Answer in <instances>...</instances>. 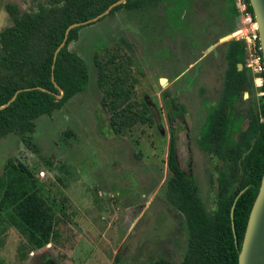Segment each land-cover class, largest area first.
Returning a JSON list of instances; mask_svg holds the SVG:
<instances>
[{"label":"rangeland","instance_id":"rangeland-1","mask_svg":"<svg viewBox=\"0 0 264 264\" xmlns=\"http://www.w3.org/2000/svg\"><path fill=\"white\" fill-rule=\"evenodd\" d=\"M55 1L0 0V33L13 26L8 4L35 14ZM242 28L231 0H152L84 26L69 49L88 68L87 90L35 120L32 133L0 138V177L17 165L15 191L34 192L53 209L55 237L34 250L11 214L0 212V264H180L190 233L169 191L172 131L181 167L215 212L220 172L229 166L199 139L221 99L228 43L241 33L222 38ZM253 84L234 112L235 139L264 103ZM171 100L185 108L183 120L170 122ZM145 103L153 121L142 123Z\"/></svg>","mask_w":264,"mask_h":264},{"label":"trees","instance_id":"trees-1","mask_svg":"<svg viewBox=\"0 0 264 264\" xmlns=\"http://www.w3.org/2000/svg\"><path fill=\"white\" fill-rule=\"evenodd\" d=\"M117 1L56 0L35 14H21L14 4L6 6L13 26L0 33V138L12 133H32L35 120L52 115L87 90L88 68L84 60L69 49L84 26L69 32L55 60L56 51L65 41L71 25L98 17ZM151 1L129 0L112 9L110 14L124 7L141 9ZM246 2L254 17L249 0ZM231 12L239 15L235 0H231ZM226 60L228 67L221 99L211 109L199 139L205 152L218 155L229 166L220 172L215 212L207 211L199 197L195 177L190 170L181 167L177 132L172 131L169 169L173 177L169 180V191L175 206L185 215L190 233L189 248L180 264H238L250 212L264 176V103L258 113L251 112L246 130L236 128L240 133L237 139L232 132L237 103L254 87L252 74L246 67L245 42L230 41ZM239 64L243 65L241 71ZM171 104L175 113L170 115V122L177 116L183 120L185 108L172 100ZM147 108L145 103L139 114L142 123L153 121L146 116ZM16 166L8 168L0 177V212L11 214L14 225L27 236L32 248L38 250L55 237V214L36 193L25 190L18 195L14 189ZM19 166L20 173L30 176L22 164ZM246 188L236 202L233 229L231 210ZM115 261L119 262V256ZM153 264L172 263L161 258Z\"/></svg>","mask_w":264,"mask_h":264},{"label":"water","instance_id":"water-1","mask_svg":"<svg viewBox=\"0 0 264 264\" xmlns=\"http://www.w3.org/2000/svg\"><path fill=\"white\" fill-rule=\"evenodd\" d=\"M127 1L129 0H119L114 4H112L105 13L99 15L98 17L88 20L86 22L75 23L71 25L66 32L65 41L58 47L56 51L55 60L60 50L65 46L66 40L68 38V34L72 29L76 27L86 26L99 21L102 17L109 14L112 9L118 7L119 5L125 4ZM249 2L253 9L255 22L258 25L257 29L260 36L262 55L264 61V0H249ZM238 33H240V31L225 36L224 38H222V40L224 41L233 38ZM238 69L239 71L243 70V65L239 64ZM162 80H166V79H161L160 81L161 84L165 82ZM42 90L45 91L44 89ZM15 97L9 102V104L14 101ZM61 97L62 96H60V98ZM246 190L247 188L241 191V193L237 197L232 207L231 217L233 221V229H234V212H235L236 202ZM238 264H264V176L262 178L259 193L250 212L247 229L239 253Z\"/></svg>","mask_w":264,"mask_h":264},{"label":"built area","instance_id":"built-area-1","mask_svg":"<svg viewBox=\"0 0 264 264\" xmlns=\"http://www.w3.org/2000/svg\"><path fill=\"white\" fill-rule=\"evenodd\" d=\"M236 6L243 21V28L240 30L241 35L236 40L244 41L246 45V67L250 70L253 82L257 87L264 85V61L262 55V46L257 27L254 26L255 19L249 12L246 0H235ZM246 30V32H244ZM244 32V33H243Z\"/></svg>","mask_w":264,"mask_h":264},{"label":"bare ground","instance_id":"bare-ground-1","mask_svg":"<svg viewBox=\"0 0 264 264\" xmlns=\"http://www.w3.org/2000/svg\"><path fill=\"white\" fill-rule=\"evenodd\" d=\"M258 26V25H257ZM162 81H165V80H162ZM163 83H166V81L165 82H163Z\"/></svg>","mask_w":264,"mask_h":264}]
</instances>
